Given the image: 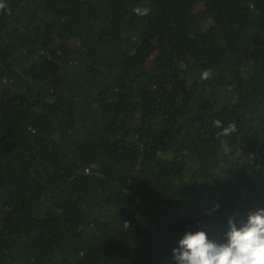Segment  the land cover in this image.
<instances>
[{
    "label": "trees",
    "instance_id": "16d2710c",
    "mask_svg": "<svg viewBox=\"0 0 264 264\" xmlns=\"http://www.w3.org/2000/svg\"><path fill=\"white\" fill-rule=\"evenodd\" d=\"M0 3V264H175L264 208V0Z\"/></svg>",
    "mask_w": 264,
    "mask_h": 264
},
{
    "label": "clouds",
    "instance_id": "9594fccd",
    "mask_svg": "<svg viewBox=\"0 0 264 264\" xmlns=\"http://www.w3.org/2000/svg\"><path fill=\"white\" fill-rule=\"evenodd\" d=\"M5 5L0 3V9ZM137 14L147 15L148 9H134ZM209 77L205 71L201 79ZM214 127L221 128L222 121L215 120ZM237 131L234 123L223 127L216 133L222 138ZM222 144H226L221 140ZM215 208H219L217 204ZM228 230L224 233L226 242L210 240L203 230L186 231L172 249L175 264H264V208L249 211L246 219L239 223L236 217H229Z\"/></svg>",
    "mask_w": 264,
    "mask_h": 264
},
{
    "label": "rangeland",
    "instance_id": "374dc122",
    "mask_svg": "<svg viewBox=\"0 0 264 264\" xmlns=\"http://www.w3.org/2000/svg\"><path fill=\"white\" fill-rule=\"evenodd\" d=\"M195 11L196 12H202V11H204V6L203 5L198 6ZM179 239H177L176 241L178 242Z\"/></svg>",
    "mask_w": 264,
    "mask_h": 264
}]
</instances>
